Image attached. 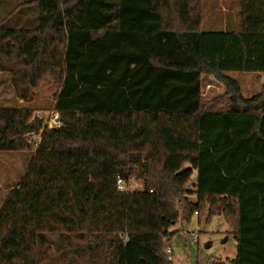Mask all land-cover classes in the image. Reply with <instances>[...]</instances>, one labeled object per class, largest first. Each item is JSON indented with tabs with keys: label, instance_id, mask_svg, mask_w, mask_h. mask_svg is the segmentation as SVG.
<instances>
[{
	"label": "trees",
	"instance_id": "obj_1",
	"mask_svg": "<svg viewBox=\"0 0 264 264\" xmlns=\"http://www.w3.org/2000/svg\"><path fill=\"white\" fill-rule=\"evenodd\" d=\"M38 25L0 27V70L38 80L48 34L65 31L63 80L43 129L28 106L0 108V151H30L0 208V264H174L172 225L222 215L237 242L232 264H264V84L250 97L230 72L264 73V0H240L238 30H202V0H32ZM211 76L225 92L202 93ZM195 114L196 152L132 151L80 138L78 114ZM40 136L37 141L36 136ZM111 149L115 172L157 196L156 228L97 231L52 153ZM190 166L185 168V164ZM194 170L197 181L189 189ZM195 194L190 201L187 195Z\"/></svg>",
	"mask_w": 264,
	"mask_h": 264
},
{
	"label": "rangeland",
	"instance_id": "obj_2",
	"mask_svg": "<svg viewBox=\"0 0 264 264\" xmlns=\"http://www.w3.org/2000/svg\"><path fill=\"white\" fill-rule=\"evenodd\" d=\"M31 1L0 0V27H11L13 21H17L20 16L25 17L27 27H36L38 7ZM222 6L226 11L222 10ZM240 9V0H202V30H238ZM55 35H49V42H52ZM63 44L64 42L56 47L49 45L36 82L29 81L23 72L13 75L0 70V108L28 106L35 109L34 115L40 116L43 111L52 109L63 79L66 42ZM229 75L239 81L242 92L247 97L259 92L264 84V73L230 72ZM223 89L224 87L212 77L203 78L202 92L206 97H213ZM184 130L180 127L177 132L187 140L190 131L187 129L184 134ZM85 155L91 156L89 152ZM31 157L30 151H0V208L10 189L19 183L26 173ZM52 160L67 173L72 170L71 166L65 162L61 163V160L53 155ZM106 165L105 174L100 177L103 187L99 190L89 189L88 184L92 183L93 178L88 177L86 180L85 176H81L84 170L80 169L71 177L82 203L92 216L95 229L119 231L125 237L128 231L141 229L140 227L149 225L152 220L155 222L156 212L150 204L156 196L140 195L137 192L132 197L128 193L118 192L115 187V170L108 167V161ZM189 166L188 163L185 164V168ZM196 181L197 173L194 171L188 188L194 189ZM187 198L192 202L197 200L195 194H189ZM139 216L145 217V222L139 223ZM148 228L144 227L142 230H151L150 226ZM170 231L174 232L169 240L173 250L170 257L174 264H232L231 260L237 255L236 239L222 215H214L208 220L205 212L201 220L197 214L187 220L182 217L179 208V219L171 226ZM195 235L198 236L197 242H194ZM207 242L211 243L208 250L205 248ZM207 253H211V256L206 261Z\"/></svg>",
	"mask_w": 264,
	"mask_h": 264
},
{
	"label": "crops",
	"instance_id": "obj_3",
	"mask_svg": "<svg viewBox=\"0 0 264 264\" xmlns=\"http://www.w3.org/2000/svg\"><path fill=\"white\" fill-rule=\"evenodd\" d=\"M222 10L226 11V8L222 6ZM12 25L17 28H32L27 27L25 17L22 18L21 16L17 21L14 20ZM50 34H56L53 37L52 42H49ZM66 41L67 34L65 31H51L48 34L45 53L41 58L37 74L47 53L46 50L48 49L49 45L56 47V45L61 44L62 42H64L63 45H65ZM3 72H10L13 73V75H16L19 72H23L27 75L28 78V73L26 71L14 70ZM224 92L225 88L222 90V92L213 97H206V94H204L203 92L202 93L203 96L206 98H214L220 96ZM18 100L22 101L21 98H18ZM78 120L80 138L85 141H99L106 143L125 142L127 144V147L132 151L154 150L169 152H196L199 148V132L197 125L198 123L196 121L195 114L192 113H106L80 111L78 114ZM179 125L183 129H185L183 131L184 134H186V130L189 129V139L184 140V136L177 132V129L180 128ZM86 152H89L91 156L89 157L85 155ZM52 155L55 156L57 159H60L61 163L65 162L67 165L71 166L72 170L70 169V173H67L65 169L60 168L58 166L70 178L75 176L80 169L84 170V173L81 176H85L86 180L88 177L93 178L92 183L88 184V187H90L89 189L99 190L103 187L101 184L100 177L105 174V169L107 166L106 161L109 162L108 167H110L111 170H115L116 154L111 149L83 147L72 151L53 152ZM73 184L75 186L74 182ZM137 192L140 195H146L150 197L156 196L155 191L149 192L144 190L143 188H136L134 189V192L127 193L128 195L134 197ZM98 205L100 206V208L102 207L101 204ZM150 206L156 212L157 196L153 199V202L152 204H150ZM141 217L139 216L137 218H140L139 223L145 222V217ZM153 223L154 226L152 227ZM148 226L153 229L156 226V221L153 222L152 220L149 225L145 224L144 226L140 227L141 229L138 230L141 231L142 228H148Z\"/></svg>",
	"mask_w": 264,
	"mask_h": 264
},
{
	"label": "built area",
	"instance_id": "obj_4",
	"mask_svg": "<svg viewBox=\"0 0 264 264\" xmlns=\"http://www.w3.org/2000/svg\"><path fill=\"white\" fill-rule=\"evenodd\" d=\"M39 112V111H37ZM35 117L39 118L42 120V127L43 129H60L64 126V122L61 119V115L58 110L52 109L48 111H43V114L40 116L39 114L34 115ZM35 139L38 141L40 139V136H36ZM115 187L116 190L120 193H132L134 192V189L136 188H143L142 182L133 176H129L127 178L123 176H118L116 175L115 177ZM154 190H149V192H153ZM197 214V212H196ZM198 236L195 235L194 237V242H197ZM165 253L170 255L172 253V248L171 246H167L165 248ZM171 257L168 256L167 260H170Z\"/></svg>",
	"mask_w": 264,
	"mask_h": 264
},
{
	"label": "water",
	"instance_id": "obj_5",
	"mask_svg": "<svg viewBox=\"0 0 264 264\" xmlns=\"http://www.w3.org/2000/svg\"><path fill=\"white\" fill-rule=\"evenodd\" d=\"M205 248H206L207 250L210 249V248H211V243H210V242H207V243L205 244ZM210 256H211V253H207L206 256H205V260L207 261V260L210 258Z\"/></svg>",
	"mask_w": 264,
	"mask_h": 264
}]
</instances>
